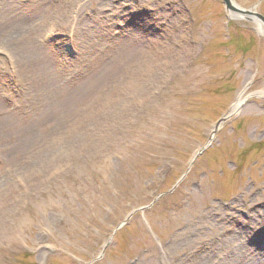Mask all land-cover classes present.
I'll return each instance as SVG.
<instances>
[{
    "label": "rangeland",
    "instance_id": "rangeland-1",
    "mask_svg": "<svg viewBox=\"0 0 264 264\" xmlns=\"http://www.w3.org/2000/svg\"><path fill=\"white\" fill-rule=\"evenodd\" d=\"M234 15L0 0V264H264V37Z\"/></svg>",
    "mask_w": 264,
    "mask_h": 264
},
{
    "label": "water",
    "instance_id": "water-1",
    "mask_svg": "<svg viewBox=\"0 0 264 264\" xmlns=\"http://www.w3.org/2000/svg\"><path fill=\"white\" fill-rule=\"evenodd\" d=\"M222 1V4L224 5V8H225V11L227 13H233L235 14L234 16H232L233 18H236V19H244L245 21H248V22H251V23H254L255 25H257L258 28H261V29H264V17L262 15H260L259 13L256 12L255 8H252L251 10H242V9H239L238 7H236L235 5L233 6L231 4V0H221ZM264 31V30H263ZM263 37H264V32H263ZM245 102V100H243L240 105L238 106L237 109H235L233 112H230L228 113L227 115L221 117L217 122L216 124L214 125L212 131H211V134H210V137L208 139V143L205 145V147H203L202 149H200L196 155H195V158L197 156H199L203 150L209 145V143L211 142L212 138L214 137V135L217 133V131L219 130L220 126L225 123L228 119H230L233 115H235L239 109L241 108V106L243 105V103ZM194 158V159H195ZM179 183V181L176 183V185L166 194H170L173 192V190L175 189V187L177 186V184ZM162 195H158L150 205H148L147 207H142L140 209H137V210H133L126 218L125 220L119 224L117 226L116 229H119L121 228L123 225H125L127 223V221L131 218V216L135 213V212H143L144 210L150 208Z\"/></svg>",
    "mask_w": 264,
    "mask_h": 264
},
{
    "label": "trees",
    "instance_id": "trees-1",
    "mask_svg": "<svg viewBox=\"0 0 264 264\" xmlns=\"http://www.w3.org/2000/svg\"><path fill=\"white\" fill-rule=\"evenodd\" d=\"M188 97H190V96H187V98L186 97H183L181 99L183 101L182 104L183 105L185 104L186 106H188V105L191 106L192 103L188 100ZM188 102H190V103H188ZM184 114L189 115L190 113H189V111H184ZM185 137L187 138V136H185ZM180 147H181L180 142H178L177 145H173L172 144V146L169 149L170 150L169 153L176 152Z\"/></svg>",
    "mask_w": 264,
    "mask_h": 264
},
{
    "label": "bare ground",
    "instance_id": "bare-ground-1",
    "mask_svg": "<svg viewBox=\"0 0 264 264\" xmlns=\"http://www.w3.org/2000/svg\"><path fill=\"white\" fill-rule=\"evenodd\" d=\"M231 4L234 6V4H233L232 1H231ZM262 32H264V31L262 30ZM260 33H261V30H260ZM241 102H242L241 97H239L238 100H237V102H236V104L232 108L231 112H233L235 109H237Z\"/></svg>",
    "mask_w": 264,
    "mask_h": 264
}]
</instances>
